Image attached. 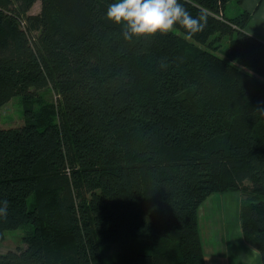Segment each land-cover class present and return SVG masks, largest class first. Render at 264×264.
<instances>
[{
	"label": "trees",
	"instance_id": "trees-1",
	"mask_svg": "<svg viewBox=\"0 0 264 264\" xmlns=\"http://www.w3.org/2000/svg\"><path fill=\"white\" fill-rule=\"evenodd\" d=\"M228 1L181 0L201 49L178 24L126 39L113 0H0V114L21 97L25 116L0 125V248L26 245L0 264H207L199 208L232 192L264 264V42ZM51 86L58 109L36 111Z\"/></svg>",
	"mask_w": 264,
	"mask_h": 264
},
{
	"label": "rangeland",
	"instance_id": "rangeland-1",
	"mask_svg": "<svg viewBox=\"0 0 264 264\" xmlns=\"http://www.w3.org/2000/svg\"><path fill=\"white\" fill-rule=\"evenodd\" d=\"M240 3V0L228 1L226 5V15L229 18H234L240 14ZM40 8L41 3L37 2L33 6L31 13H39ZM178 35L188 44L195 45L201 49H204L205 47L204 44L186 37L184 33H178ZM227 38L229 37H225L223 43H226ZM39 93L40 95L36 99L35 104L36 111L49 108V110L52 109L49 113H52V107L55 108V111L58 109L60 97L54 87L51 86L47 89L41 90ZM0 116V125L4 129L23 126L25 124V116L22 98H12L2 107ZM239 213L240 210L238 209V213L236 212L233 217V211L232 213L229 212L227 207H225V204L221 201L219 194H213L200 206L198 216L201 238L203 249L209 263H213L218 261L219 258H222L225 264H259L258 252L256 251L257 253H255L251 247H247L248 253L244 252V247L246 245L239 241L240 235H234L239 223L238 221L236 222ZM23 235V228L7 231L5 233V240L0 248L1 253L16 251L18 248L24 249L26 245L23 241ZM229 239L233 245L235 244V247L232 246L230 249V256H228V247H226V243ZM101 250L105 259L104 261H112L117 253V246L114 244H102Z\"/></svg>",
	"mask_w": 264,
	"mask_h": 264
},
{
	"label": "clouds",
	"instance_id": "clouds-1",
	"mask_svg": "<svg viewBox=\"0 0 264 264\" xmlns=\"http://www.w3.org/2000/svg\"><path fill=\"white\" fill-rule=\"evenodd\" d=\"M107 17L122 24L123 35L134 36L167 33L178 24L186 29V37L201 31L206 24L204 14L193 16L181 0H113L108 5ZM8 210V201L0 202V214Z\"/></svg>",
	"mask_w": 264,
	"mask_h": 264
},
{
	"label": "crops",
	"instance_id": "crops-1",
	"mask_svg": "<svg viewBox=\"0 0 264 264\" xmlns=\"http://www.w3.org/2000/svg\"><path fill=\"white\" fill-rule=\"evenodd\" d=\"M241 9L249 12L251 14L250 20L246 26V31L253 37L261 40L264 42V0H243L241 4ZM221 201L225 204V207L229 210V212L232 213L233 211V217L235 216L236 212L238 213V209L240 210V202L241 198L240 195L237 192H232V193H224V194H219ZM239 222V214L237 215L236 222ZM240 235L239 241L242 242V236H241V231H240V226L238 223V227L236 229V233L234 232V235ZM234 246L231 243V240L229 239L226 243V247H228V256H230V249L231 247ZM246 247V248H245ZM244 247V252L248 253V248L247 246ZM254 250V249H252ZM255 253L256 250H254ZM260 259L258 258L259 264ZM207 264H225L223 262L222 258H219L218 261H215L213 263L207 262Z\"/></svg>",
	"mask_w": 264,
	"mask_h": 264
}]
</instances>
